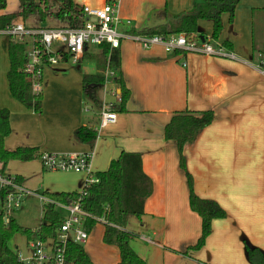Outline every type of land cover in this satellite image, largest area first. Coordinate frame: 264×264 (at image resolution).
<instances>
[{
    "label": "crops",
    "instance_id": "obj_1",
    "mask_svg": "<svg viewBox=\"0 0 264 264\" xmlns=\"http://www.w3.org/2000/svg\"><path fill=\"white\" fill-rule=\"evenodd\" d=\"M109 1L73 0L79 9L101 8ZM192 2L120 0V17L132 22L121 29L131 33L155 27L164 9L178 15L190 12ZM5 10L0 15L19 13V1L15 13ZM222 22L224 28L218 40L211 38V22H200V30L215 44L227 43L235 60L196 53L169 54L161 46L143 49L130 40L122 41L119 74L130 91L125 112L120 111L115 99L120 91L115 82L106 87L84 86L86 75L81 84L76 79L63 82L59 77L67 76L66 64L46 69L41 112L26 109L10 93V39L0 33V110L10 111L12 127L5 140L6 149L37 148L42 154L92 152L94 175L106 171L123 152L141 154L143 171L152 181L153 190L144 215L130 218L127 231L135 235L131 246L147 264H256L249 260L248 248L258 249L264 257V76L260 73L264 67V0H240L233 22H229L228 15L222 16ZM15 24L29 28L66 25L49 20V26H44L35 16L27 21L19 18ZM93 48L86 47L77 65L101 54L100 49L94 54ZM95 66V73L90 75L99 72L96 60ZM104 71L100 72L103 76ZM107 98L111 99L108 103L116 104L117 121L102 126V104ZM206 111L214 113V121L186 144L183 170L177 144L166 140L165 128L175 114ZM81 127L96 132L93 148L76 139L75 133ZM12 164L18 171L12 172L13 177H20V185L38 198L79 193L86 180L85 174L47 175L39 159L11 161L5 171L10 176ZM29 164L32 167L27 168ZM187 174L193 179L196 195L215 201L226 212V218L212 222V233L199 249L192 248L202 235V220L190 208ZM100 225L104 235L102 223L95 227ZM97 242L95 247L89 234L83 244L92 262L118 264V248ZM9 246L20 255L16 245ZM96 249L105 256L99 258ZM30 254L29 246L26 256Z\"/></svg>",
    "mask_w": 264,
    "mask_h": 264
},
{
    "label": "trees",
    "instance_id": "obj_2",
    "mask_svg": "<svg viewBox=\"0 0 264 264\" xmlns=\"http://www.w3.org/2000/svg\"><path fill=\"white\" fill-rule=\"evenodd\" d=\"M20 11L17 14L0 15V31H4L15 25L17 19L27 21L31 17H37L41 24L53 20L65 23L71 28H78L83 22L82 10L73 0H18ZM240 0H193V8L190 12L172 15L164 9L159 13L161 22L155 27L144 28L141 31H132V34L154 36L162 35L170 37L185 34L189 39L201 40L206 35L200 30V22L208 21L213 25L211 38L218 40L224 25L222 16L228 15L232 23L235 11ZM7 7V0H0V12ZM227 49L230 46L225 43ZM101 54L93 57L96 60L99 72L95 75H86L83 78L84 86H103L105 79L103 70L109 67L115 72V83L121 90L120 111H126V105L130 99V91L127 89L121 75L120 55L118 50H111L107 44L98 47ZM25 46L9 40L8 56L10 68L8 71V83L10 93L14 99L28 110L41 112L43 95L35 96L31 92L30 83L21 69L25 63ZM214 121L212 111L200 113L175 114L171 122L165 128V138L177 144L180 155V167L186 170L184 148L192 142L197 135L210 126ZM12 133L10 111L0 110V171L5 172L11 161L30 162L41 158L42 153L37 148L19 147L13 151L7 150L5 140ZM75 137L81 143L94 147L97 134L95 131L81 127ZM99 183L87 189V195L82 200L83 209L89 213L90 218L86 223L88 234L95 226L104 220L103 242L106 245L115 246L119 250L120 261L118 264H147L132 248L131 242L135 235L127 231L130 218H141L144 215V206L152 195V181L143 171L142 157L139 153L123 152L118 159L111 162L109 168L96 175ZM18 184L20 177H15ZM189 187V204L193 212L202 220V235L195 247L204 246L206 239L212 233V222L216 219L226 218V212L218 203L212 200L202 199L195 194L192 177L187 174ZM6 191L0 189V197H4ZM47 197L57 203L70 205L79 197V193L47 194ZM63 218L54 206H44L42 213V225L34 231L20 226L15 216L5 219L0 214V264H25L19 259L17 250L10 248L12 240L20 235L29 242L37 237L45 239L55 237ZM247 256L252 263L264 264L262 253L256 248H248ZM259 256L260 261L257 262ZM66 264H94L86 253L84 246L70 242L67 247Z\"/></svg>",
    "mask_w": 264,
    "mask_h": 264
},
{
    "label": "built area",
    "instance_id": "obj_3",
    "mask_svg": "<svg viewBox=\"0 0 264 264\" xmlns=\"http://www.w3.org/2000/svg\"><path fill=\"white\" fill-rule=\"evenodd\" d=\"M82 23L78 28L63 26L59 28L40 27L29 28L23 24H15L3 32L10 40L25 46V63L21 69L30 83L31 92L35 96L43 94L44 75L47 68L61 64L77 65L84 56L86 47H100L107 44L111 50H119L124 40H130L150 49L161 46L166 53H196L206 57H226L236 59V55L225 46L215 44L211 38L203 40L189 39L185 34L165 37L162 35L145 36L128 33L121 29L122 25L130 26V20L123 21L120 17V0H111L101 8L84 6ZM185 65V64H184ZM260 73L264 76V67ZM105 87L114 83L115 72L107 65L104 71ZM120 89V88H119ZM117 103H121V90L115 94ZM115 103L103 102L102 126L114 124L117 121ZM40 161L45 170L63 173L85 174L84 186L79 197L70 205H64L40 195L44 206H54L67 212L55 237L42 239L37 237L30 242L31 254L19 259L25 264H66L67 247L70 242L83 245L89 239L86 223L90 218L82 207V200L87 195V189L98 184L99 178L92 171V152L86 154H51L43 153ZM0 189L6 191L2 197L3 215L5 219L20 207L22 195L30 194L15 180V177L0 171ZM43 206V207H44ZM104 223V220H99Z\"/></svg>",
    "mask_w": 264,
    "mask_h": 264
},
{
    "label": "rangeland",
    "instance_id": "obj_4",
    "mask_svg": "<svg viewBox=\"0 0 264 264\" xmlns=\"http://www.w3.org/2000/svg\"><path fill=\"white\" fill-rule=\"evenodd\" d=\"M17 9H18V0H8V4H7V8H6L5 12L15 13L17 11ZM32 22L34 23L35 21H32ZM44 26H49V25L45 24ZM37 28H40V27H37ZM91 51L94 54L100 53L99 48H97V47L93 48ZM65 67H66L65 70L67 71V76H65V77L60 76L59 77V79L63 82H70V81H72V79H76L79 82V84H81L80 80H81L83 75L94 74L96 71L95 59H91V60L85 59L79 65H74V64L69 62L68 64H66ZM84 97H85V94H84ZM101 97H102V95H101ZM91 100H93V97H91ZM96 101H97V99H96ZM106 101L109 102V101H111V99L107 98ZM100 102L102 103L101 99H100ZM92 103H94V101ZM113 103H114V101H113ZM93 105L96 106L95 103ZM81 111L84 112V101H83V107L81 108ZM51 154H58V153H51ZM15 165L16 164H12V166H10L11 167L10 171H11L12 176H15V174L12 172H18L16 170ZM17 165H21V164H17ZM34 165H35V167H37L36 164H34ZM29 167H32L31 164H29V166L27 168H29ZM51 173L60 174L63 172H59V171L55 172V171L46 170L47 175L51 174ZM33 183H36V180H33ZM40 183H41V181H40ZM49 183H50V176H47V181H46L47 186H49ZM33 190L34 189H32V191ZM34 192H36V191L34 190ZM38 193L42 194L43 191H40ZM37 196L35 194H33L32 192H31V194L22 195L20 198V201H21L20 207L13 214L15 216V218L17 219L18 224L24 228H29V229L34 230V229L41 227V224H42L41 220H42V213H43V206L44 205H43L42 201ZM1 200H2V197H0V212L3 211V206H1ZM58 211L62 217H65L67 215V212L65 210L58 209ZM90 234L92 236V239H94L95 247L98 245L97 241L100 242V240H101V242L103 243V232H102V226L101 225L99 227L97 226V228L95 227L91 231ZM28 243H29V241H27V239L25 237L18 235L12 240L11 247L15 248V245H16L19 248L20 255H22L23 257H26V255L28 254V251H29V246H30ZM95 252L99 256V258H103L105 256L104 253L98 249H96Z\"/></svg>",
    "mask_w": 264,
    "mask_h": 264
},
{
    "label": "water",
    "instance_id": "obj_5",
    "mask_svg": "<svg viewBox=\"0 0 264 264\" xmlns=\"http://www.w3.org/2000/svg\"><path fill=\"white\" fill-rule=\"evenodd\" d=\"M201 40H203V37L201 38Z\"/></svg>",
    "mask_w": 264,
    "mask_h": 264
}]
</instances>
